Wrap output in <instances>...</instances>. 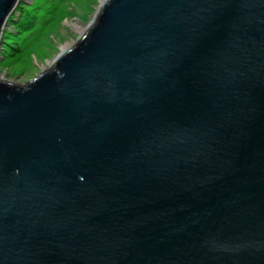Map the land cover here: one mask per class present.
<instances>
[{"label":"water","instance_id":"1","mask_svg":"<svg viewBox=\"0 0 264 264\" xmlns=\"http://www.w3.org/2000/svg\"><path fill=\"white\" fill-rule=\"evenodd\" d=\"M0 264H264V0H103L0 75Z\"/></svg>","mask_w":264,"mask_h":264},{"label":"rangeland","instance_id":"2","mask_svg":"<svg viewBox=\"0 0 264 264\" xmlns=\"http://www.w3.org/2000/svg\"><path fill=\"white\" fill-rule=\"evenodd\" d=\"M102 1H20L2 39L10 44L0 45V75L23 83L33 80L64 48L73 45Z\"/></svg>","mask_w":264,"mask_h":264},{"label":"trees","instance_id":"3","mask_svg":"<svg viewBox=\"0 0 264 264\" xmlns=\"http://www.w3.org/2000/svg\"><path fill=\"white\" fill-rule=\"evenodd\" d=\"M18 8L21 9V10L23 9V7H18ZM11 21H12V17L8 20L7 24L10 23ZM29 26H30V24L27 25V28L25 30H28L30 28ZM18 30H19L20 33L24 31V30H22V28H18ZM5 32H6V30H5ZM5 32H4L3 39H5V35H6ZM2 43H4L6 46H9V44H10V43H8V41L7 42H2Z\"/></svg>","mask_w":264,"mask_h":264},{"label":"bare ground","instance_id":"4","mask_svg":"<svg viewBox=\"0 0 264 264\" xmlns=\"http://www.w3.org/2000/svg\"><path fill=\"white\" fill-rule=\"evenodd\" d=\"M20 1H22V0H20ZM82 32H83V30H82ZM65 49H67V48H64L63 50H65ZM50 65V64H49Z\"/></svg>","mask_w":264,"mask_h":264}]
</instances>
